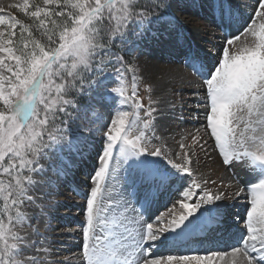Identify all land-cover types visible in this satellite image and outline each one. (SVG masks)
<instances>
[{
	"label": "snow or ice",
	"instance_id": "snow-or-ice-1",
	"mask_svg": "<svg viewBox=\"0 0 264 264\" xmlns=\"http://www.w3.org/2000/svg\"><path fill=\"white\" fill-rule=\"evenodd\" d=\"M180 2L20 0L10 7L21 15L0 8V264H67L50 259L51 212L58 182L88 158L90 184L74 192L85 201L76 264H264V0H253L247 19L237 0L199 3L225 34L203 55L183 40L172 14ZM146 39L177 46L204 89L203 134L182 136L179 152L164 134L174 106L140 72ZM209 146L246 175L234 173V192H213L197 177ZM166 192L176 196L167 214L148 216ZM237 199L243 212L233 210ZM225 236L232 243L222 247Z\"/></svg>",
	"mask_w": 264,
	"mask_h": 264
},
{
	"label": "rangeland",
	"instance_id": "rangeland-1",
	"mask_svg": "<svg viewBox=\"0 0 264 264\" xmlns=\"http://www.w3.org/2000/svg\"><path fill=\"white\" fill-rule=\"evenodd\" d=\"M20 0H0V8H3L6 14L17 15V10L10 7V5L19 3ZM203 2V0H181L180 7H174L172 14L176 17L180 26L183 29V40L190 44L193 48L201 50V55L211 51L216 53L220 49L225 41V34L221 32L220 28L212 21L211 16L207 14V9L200 8L197 5ZM242 6L244 12V19H247L252 14L251 8L253 0H237ZM247 4V8H243L244 4ZM243 23V19L241 20ZM239 27V25H237ZM240 32H243V28H240ZM234 35H239L234 27L232 29ZM244 40V36H241V41ZM237 47L240 46V42H237ZM144 55L140 56L138 64L140 72L145 81H152L157 85V92H163V98L170 101L169 107L174 106V110L169 114L168 119L164 121L167 143L169 147L179 152V141L182 136L189 133L195 134L197 129H200L203 134L202 124L205 123L203 107V95L204 89L200 87V77L195 75L191 68L186 67L182 62V56L180 49L174 44L157 45L146 39L143 47ZM215 55L208 58L209 64L215 61ZM198 90L199 97L193 96L192 92ZM140 95H144L143 82H140ZM201 101V106L197 107V100ZM104 115H107L106 110H102ZM198 116V118H197ZM182 117V119H181ZM102 132L95 133L94 140L99 142ZM190 143V139L186 141ZM99 146V144H97ZM94 155V153H93ZM64 156L67 159L75 161V157L65 151ZM194 159H196L194 157ZM48 171L47 176H50L53 180L56 177L51 173V164L58 163L55 156L51 161V164L44 162ZM95 162L92 158H88L85 161L79 163L77 167L71 170V173L66 179H62L58 182L59 189L58 195L55 196L58 206L51 212L50 229L48 234L55 239H59V235H63L66 231L74 234L79 233V224L83 219L82 210L85 206V201L81 195L74 194L76 190L84 192L87 190L90 184V174L95 168ZM197 177L203 180H208L207 187L213 192L217 190H226L229 193L234 192L237 189V177L234 173H239V179L244 181L247 179L246 175L240 171V168L236 169L228 168L221 163V158L218 153L213 151L212 147L207 148V154L204 152L199 153L198 159L194 164ZM214 182V183H213ZM74 186L71 187V184ZM68 187L71 189L69 190ZM175 189H173L174 191ZM49 191L47 187H41L37 189V192ZM172 195L171 203L167 206L169 201V195L166 193L159 195L153 202L158 208L154 212L153 208L149 214H154L152 218L157 215H161L163 212L167 214L168 208L172 206L176 198ZM225 203H231L226 200ZM236 207L234 211L243 209L245 201L243 199H237L235 201ZM154 206V205H153ZM155 207V206H154ZM73 231V232H72ZM76 234V233H75ZM63 239V246L56 243L53 247V254L50 257L52 261H66L71 255H75L78 252L76 247L77 241L73 242L69 236L61 237ZM81 238V237H80ZM79 240V238H76ZM72 242H69V241ZM76 248V249H75ZM63 249L71 250L69 253L61 252ZM75 249V251H74ZM56 251V253H55ZM74 251V252H73ZM63 254H61V253ZM75 253V254H74Z\"/></svg>",
	"mask_w": 264,
	"mask_h": 264
},
{
	"label": "bare ground",
	"instance_id": "bare-ground-1",
	"mask_svg": "<svg viewBox=\"0 0 264 264\" xmlns=\"http://www.w3.org/2000/svg\"><path fill=\"white\" fill-rule=\"evenodd\" d=\"M72 186H74V183L71 184V187H72ZM71 187H70V188H71ZM70 188L68 187L69 190H71ZM174 191H175V190H174ZM174 191H173V192H174ZM167 194L169 195V201H168V204H167V206H168V205H170V203H171V199H172V195H173V194H172V192H167ZM175 198H176V196H175ZM175 198H174V199H175ZM163 208H164V207H162L161 209H163ZM242 208H243V207H242ZM165 210H166V209H165ZM165 210H163V214H164V211H165ZM243 210H244V209H242L241 212H243ZM72 232H73V231H72ZM75 233H76V234H75ZM75 233H74V234H71V232L66 231L62 236L59 235V236H60L59 239H55V235H53L52 238H53L54 240H56L57 243L61 244L60 242H63V239H62L61 237H63V236H69V238H70L73 242L75 241V243H76L77 241H80V239H81L80 237H81V236H77V232H75ZM76 238H79V240L76 239ZM227 238H228V237H227ZM71 240H70L69 242H72ZM229 244H230V243H229ZM54 248H55V247H54ZM75 249H76V248H75ZM75 249H74V251H75ZM70 251H72V249H71V250L63 249V251H61V252L69 253ZM74 251H73V252H74ZM61 252H60V253H61ZM55 253H56V251H55ZM61 254H63V253H61ZM74 254H75V253H74ZM67 264H76V254H75V255H71V254H70V257L67 259Z\"/></svg>",
	"mask_w": 264,
	"mask_h": 264
},
{
	"label": "trees",
	"instance_id": "trees-1",
	"mask_svg": "<svg viewBox=\"0 0 264 264\" xmlns=\"http://www.w3.org/2000/svg\"><path fill=\"white\" fill-rule=\"evenodd\" d=\"M17 15H21V14H17ZM21 18H22V16H21Z\"/></svg>",
	"mask_w": 264,
	"mask_h": 264
}]
</instances>
